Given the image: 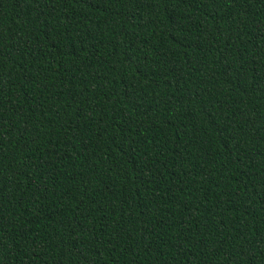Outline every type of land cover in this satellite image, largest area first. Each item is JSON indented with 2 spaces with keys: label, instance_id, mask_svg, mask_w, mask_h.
<instances>
[{
  "label": "trees",
  "instance_id": "16d2710c",
  "mask_svg": "<svg viewBox=\"0 0 264 264\" xmlns=\"http://www.w3.org/2000/svg\"><path fill=\"white\" fill-rule=\"evenodd\" d=\"M0 264H264V0H0Z\"/></svg>",
  "mask_w": 264,
  "mask_h": 264
}]
</instances>
